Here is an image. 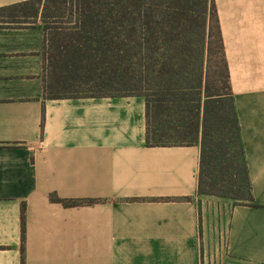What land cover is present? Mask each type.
<instances>
[{"label": "crops", "instance_id": "crops-1", "mask_svg": "<svg viewBox=\"0 0 264 264\" xmlns=\"http://www.w3.org/2000/svg\"><path fill=\"white\" fill-rule=\"evenodd\" d=\"M216 5L254 203L199 194L200 145L148 146L144 99H46L40 20L0 23V264H264V0Z\"/></svg>", "mask_w": 264, "mask_h": 264}, {"label": "trees", "instance_id": "trees-1", "mask_svg": "<svg viewBox=\"0 0 264 264\" xmlns=\"http://www.w3.org/2000/svg\"><path fill=\"white\" fill-rule=\"evenodd\" d=\"M38 20L46 99L142 98L148 146L200 145L199 194L254 203L216 0H32L0 8V23Z\"/></svg>", "mask_w": 264, "mask_h": 264}]
</instances>
